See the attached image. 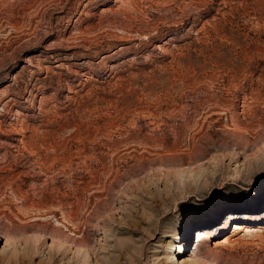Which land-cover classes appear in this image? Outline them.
Here are the masks:
<instances>
[{
    "label": "rangeland",
    "instance_id": "obj_1",
    "mask_svg": "<svg viewBox=\"0 0 264 264\" xmlns=\"http://www.w3.org/2000/svg\"><path fill=\"white\" fill-rule=\"evenodd\" d=\"M0 264H264V0H0Z\"/></svg>",
    "mask_w": 264,
    "mask_h": 264
},
{
    "label": "bare ground",
    "instance_id": "obj_2",
    "mask_svg": "<svg viewBox=\"0 0 264 264\" xmlns=\"http://www.w3.org/2000/svg\"><path fill=\"white\" fill-rule=\"evenodd\" d=\"M257 214H249V213H245L244 214V216L245 217H253V216H256ZM234 216H236V214H231L230 215V220H232V219H234ZM243 225H237L236 226V229L238 230V231H240V230H242V229H244V227H242ZM200 233H204V232H200ZM177 235H178V238H182L181 236H180V233H177ZM177 245H178V248H179V251L180 252H182L183 251V249H184V244L181 242V243H176Z\"/></svg>",
    "mask_w": 264,
    "mask_h": 264
}]
</instances>
